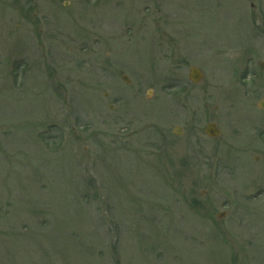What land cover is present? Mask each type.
<instances>
[{"label":"rangeland","instance_id":"374dc122","mask_svg":"<svg viewBox=\"0 0 264 264\" xmlns=\"http://www.w3.org/2000/svg\"><path fill=\"white\" fill-rule=\"evenodd\" d=\"M261 61L264 0H0V264H264Z\"/></svg>","mask_w":264,"mask_h":264},{"label":"water","instance_id":"95a60500","mask_svg":"<svg viewBox=\"0 0 264 264\" xmlns=\"http://www.w3.org/2000/svg\"><path fill=\"white\" fill-rule=\"evenodd\" d=\"M262 67H264L263 64H261ZM203 78V73L200 69L197 67H191L190 68V79L196 83L200 82L201 79ZM123 79L126 82H129V79L126 75L123 76ZM261 107H264V100L260 103ZM207 134L213 137H217L220 134V131L218 130L217 126L215 123H211L207 126L206 128ZM224 214H219V216H223Z\"/></svg>","mask_w":264,"mask_h":264},{"label":"flooded vegetation","instance_id":"af4514ba","mask_svg":"<svg viewBox=\"0 0 264 264\" xmlns=\"http://www.w3.org/2000/svg\"><path fill=\"white\" fill-rule=\"evenodd\" d=\"M44 31V29H42L41 30V32H43ZM210 123V122H209ZM218 129H220V127L218 126ZM180 130H181V133L183 132V130H182V128H180ZM220 132H221V134H222V130L220 129Z\"/></svg>","mask_w":264,"mask_h":264}]
</instances>
